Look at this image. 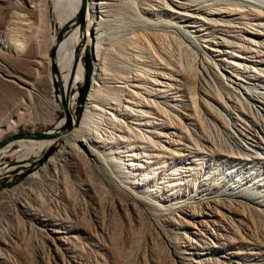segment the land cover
Instances as JSON below:
<instances>
[{
  "label": "bare ground",
  "instance_id": "bare-ground-1",
  "mask_svg": "<svg viewBox=\"0 0 264 264\" xmlns=\"http://www.w3.org/2000/svg\"><path fill=\"white\" fill-rule=\"evenodd\" d=\"M122 11L136 19V27L107 41L105 23ZM52 19L61 27L59 34L52 33ZM88 46L95 71L76 119L69 82L77 78L79 55ZM77 59L74 74L71 63ZM206 76L211 85L200 90L197 82ZM0 94V135L27 112L53 121L63 98L72 120L56 138L17 139L0 148L3 156L18 143V150L36 156L61 138L40 169L0 193V264H50V259L52 264H112L95 232L98 227L105 233L103 208H114L106 197L115 195L125 217L128 203L138 213L136 201H143L170 248L171 263L210 264L209 256L192 258L204 254L195 251H206L205 242L194 244L186 236L188 231L200 240L202 229L217 248L230 249L228 260L264 259V249L254 243L248 252L231 245L246 237L250 224L264 221V200L253 191L217 190L197 181L181 148L187 130L181 111L188 101L193 110L200 104L206 114L217 115L227 135L232 137L228 131L234 129L254 152L264 151V0H0ZM64 125L63 115L52 128ZM217 147L210 149L214 155L206 152L218 156L223 152ZM197 182L196 189H183ZM195 222L200 227L191 231ZM232 227L234 239L228 235ZM82 241L88 243L86 251Z\"/></svg>",
  "mask_w": 264,
  "mask_h": 264
},
{
  "label": "rangeland",
  "instance_id": "rangeland-1",
  "mask_svg": "<svg viewBox=\"0 0 264 264\" xmlns=\"http://www.w3.org/2000/svg\"><path fill=\"white\" fill-rule=\"evenodd\" d=\"M129 14L130 13L127 11H122V12H119L118 14H117V12L112 13V16L109 17V20L105 23L106 25L104 27V31L106 33L105 38L108 39L110 37L107 41L113 42L118 37L117 35H119V33L125 32L128 29L130 30L131 28L136 27V22H135L136 19L131 14L130 15ZM60 31H61V27L58 26L57 24H55V21L52 19V33L53 34H59ZM79 57L81 59L80 72H79L76 79L73 80V77H72V79L69 82V88H70L69 99L73 103V106H74V114L73 115H74V118H76V119L82 115V113L85 109L87 95H88V92H89V89H90V86L92 83L93 73L95 71L94 57H93V53H92V48L90 46H88L85 50H83L80 53ZM87 61H89V71L88 72L86 70ZM77 62H78V59L76 62L71 63V67L74 70V74H75ZM207 75H209V74H207ZM86 76H87V82H86ZM205 82L209 83L208 86L206 85L207 83L205 84ZM85 83H86L85 88H86L87 92L85 93V96H84L83 100L81 101V103H79L78 92L81 88H84ZM201 83H202V85L203 84L204 85L202 86ZM197 84H198L197 85L198 88L202 87V88H200V90H201L203 88L204 89L209 88L211 85V82L209 81V77H207V78L203 77V78H200L198 80ZM200 90H197V92ZM1 96L2 95L0 94V98H1ZM238 96L240 97L241 101L243 103H245L244 99L242 98L243 96H241V94H239V93H238ZM2 98H4V97L2 96ZM57 99L59 101L58 97H57ZM186 102H187V104H186L187 106L185 105V108L187 107V109H188L190 107L189 108L190 110L183 109L181 111V115H182L181 121L183 120L182 122L184 124L185 123L187 124V130L185 131L186 133L184 132L185 136H186V139H184V141H185L184 143L186 145L181 144V148H183L182 151L185 152L186 155H188L187 157L192 160L190 162L191 166L193 167V169L191 170L192 175L195 178H197L196 179L197 181L202 180L203 182L211 184L210 187H212L213 189L222 190V189H230L231 188L233 191H236V190H240L239 188H241L244 190L253 191L252 196H254V197L256 196V197H259L258 199L264 200V151L254 152L252 149V143L250 141H248L247 139H243V137L240 134H238L236 131H234V129L229 128L231 130L228 131L230 134H232V137L227 135L225 132H223L221 127L218 126L219 121H217V119H218L217 115H215L212 112H209L206 114L205 112H203L204 111L203 109H202L203 111L200 110V107H201L200 104L198 105L199 109L197 106V108H195V110H193V108L190 105H188L189 102L188 101H186ZM197 109L200 111L197 112ZM243 109H244V111H246L245 108H243ZM250 110H249V112H250ZM183 111H184V113H183ZM187 111L190 114L187 115L185 113ZM192 112H194V113H192ZM219 112L222 114L221 110ZM233 113H234V115L237 116V114H238V116H239V113L237 111H234ZM193 114H194V116L197 115L196 116L197 118L196 117L192 118L191 116H193ZM250 114H251L252 118H254L256 116L253 111L250 112ZM40 115L37 116V115H34L33 112H30V113L27 112L24 115L23 121H21L18 125L14 126L10 130H8L5 133H3L2 135H0V140L6 136H9V135L21 134V133H26V132H37V131H41L44 129H49V128L54 127L55 121L62 118L64 115L63 114V108L57 109L55 111V114H54L55 117H54L53 121H48V120L44 119L43 118L45 116L44 114H43V116L42 115L40 116ZM186 115L189 118H187ZM204 115L206 116V118ZM222 115H225V113ZM33 116L35 117V119ZM198 117H200V118H198ZM189 119L192 120L191 121L192 123H194V122H196V123L192 124ZM197 119H198V121L200 119L201 124H198L200 122H197ZM199 125L200 126L203 125V126L200 127ZM206 128L208 129V132L213 129L211 132H209V134L210 133H212V134L208 135ZM215 128H217V130ZM193 132H194V134H193ZM215 133L217 134L218 139H217V136ZM187 136H189V137H187ZM202 137H203V139L206 140V143H205V140H202ZM211 137L212 138L214 137V139H212ZM189 138L192 141L189 140ZM199 138H201V139H199ZM193 139H194V141H193ZM203 141H204V143H203ZM60 142H61V138L58 139L54 144H52L47 150H44L43 152H41L39 155H36V156L32 155V154L27 155V152H25L24 149L18 150V148L20 147V144H18V143H15V144L9 146L8 152L6 153V155L0 156V193L3 192V190L11 189V188L15 187L16 185L23 182L25 180V178L30 173L35 172L36 170L40 169L42 167V165L44 164V162H46L49 159V157L55 151H57L59 149ZM197 142H199V143H197ZM204 144H205V147H204ZM216 144L218 147L216 146ZM183 145H184V147H183ZM187 145H189V146L186 147ZM195 145L197 146L198 149L195 148ZM200 146L204 150L200 149L201 148ZM215 147H217L219 149L222 148L221 152H223V153L218 155V156L215 154V157H214L213 153H215V152L212 153L211 152L212 150H210V149H213V151H215L216 150ZM15 150H17V151H15ZM199 150H201V152ZM225 150L227 152H224ZM229 150L231 152H229ZM204 151H205V154H203ZM206 151H210L213 155L212 154L210 155L209 152H206ZM240 151H242V152H240ZM228 153H230V154H228ZM238 153H241L243 156L245 155V153H247L249 156H247V158L243 159L242 155H240ZM235 155H236V157H235ZM250 155H252V156H250ZM233 156H234V158H232ZM201 157L203 158V161H202V163H199L198 161H200ZM241 157H242V159H241ZM240 160H241V162H240ZM198 185H199V182H197V184L196 183L192 184L191 186L189 185V187H187V188L183 187V189L185 188V191L190 192V190H192L191 187L193 189H196L198 187ZM121 196L123 197V195H121ZM119 197H120V195H115V196H113L112 199H109V197H106L107 198L106 200L112 201V204L109 201L110 202L109 206L111 207V205H112L114 208L111 207L113 210L108 209V210H110L108 212H107V207L103 208V211L105 212V213L103 212L104 213L103 215L107 214L104 217L106 220L104 219L105 222L103 225L105 233H101L100 230L98 229L97 225L95 224V222H93V218L92 219L89 218V220H91L93 223V225H92L93 228L97 227L95 234L97 233L96 236L99 239V241L101 240L100 242L106 246L105 254L108 258H110L111 263L113 264L112 260L115 259L116 264H173V263L177 264V263H175V261H173V263H171V260L174 257L171 255L170 248L166 245V243H164L165 242L164 241V235L160 234L159 229L157 226L154 225L153 220L149 219L150 216L148 217V215H147L148 213L146 212L147 208L142 207L144 205L142 203L143 201H141V202L136 201L138 208L140 207L138 213L135 211H132V208L128 203L127 204L128 208L126 209V217H125L122 210H120L119 207L116 206L120 203L118 200ZM125 200L126 199L122 200V202L124 203ZM113 201H114V203H113ZM106 203H107V201H106ZM222 207H225V205H223V204L219 205V209L221 211L223 210L224 212H227L226 209H224ZM239 211L244 213V210H242V209H240ZM145 212H146V214L144 215ZM123 215L126 218V220H124L125 218L123 217ZM142 215H143V217H142ZM237 217L238 216H236L235 219H237ZM149 221L151 222V224ZM250 225H249V229H248L250 231H248L247 234L244 235L247 238L244 237L243 240L241 239L238 242H236L235 240L233 242H231V245L233 247L232 250H234V251L243 250V252H246L247 250H249L247 248H250L253 246L251 243H254V245L258 246L260 249L261 248L264 249V244H263L264 243L263 242L264 241L263 240L264 228L262 227L264 225V221L263 222L259 221V224L256 221V223L253 226L252 225L250 226ZM194 227L199 228L200 225L199 224L197 225V223L195 222L194 225L190 228V230L196 231V228H194ZM253 227L255 228V230ZM256 228H258V229H256ZM261 228H263V229H261ZM259 229H261V230H259ZM93 230H95V228ZM235 230L237 231V229H233V227H232V230L230 232H228L229 237L231 236V238H233V239H234V237H237ZM259 231H260V233H259ZM200 232H201V236H200L201 241L196 239L195 237H193L188 231L186 233V236H189V238H192L191 239L192 243L199 245L202 243V241H204L206 244L205 246H206L207 252L204 250L203 251L202 250H196L195 251L196 253H204V254L192 255V258L194 260H197L198 258H204V257L207 258L209 256L210 258L208 257L207 262L210 261L209 262L210 264H215L217 262V259L215 261L214 258H218V263H216V264H228L229 262H231L230 264H237V263H244V261L247 264H248V262H249V264H256V263L257 264H264V259L253 261L252 257H241V259L239 257H237V258L234 257L231 260H228L229 259L228 257L230 255L227 253V251L230 249H227L228 247L225 249L224 248L223 249L217 248V246H216L217 243L215 242V239L213 240V238L210 234L204 233L205 231L203 229ZM258 233L260 235L261 234L262 235L259 236ZM253 234H254V236H253ZM99 235H102V237ZM108 235H109V237H108ZM260 240L261 241L263 240V241L261 242ZM82 242H83V244L85 243L82 247H84L83 249H85V251H86V246L88 243H87V241H85V242L82 241ZM92 242L96 243L97 240H92ZM163 252L166 255H164ZM158 254L160 255V258H162V259L158 258L159 257ZM240 255H243V254H240ZM163 257H165V258H163ZM167 258L170 260L167 261ZM211 259L214 260L215 263ZM246 259H247V261H246ZM49 262H50V264L53 263V261L51 259L49 260Z\"/></svg>",
  "mask_w": 264,
  "mask_h": 264
},
{
  "label": "water",
  "instance_id": "water-1",
  "mask_svg": "<svg viewBox=\"0 0 264 264\" xmlns=\"http://www.w3.org/2000/svg\"><path fill=\"white\" fill-rule=\"evenodd\" d=\"M82 8H83V4H82ZM82 8H81V13H80V17H81L80 20H82V12H83ZM62 105L64 108L63 114L65 117L64 126H60L58 128L44 129V130L37 131V132H26V133L6 136L0 140V148L6 145L7 143L12 142L17 139L37 140V139H46V138H56L59 135L63 134L65 131H67L70 128L72 124V120H71L70 113L67 111L65 107V98L62 99Z\"/></svg>",
  "mask_w": 264,
  "mask_h": 264
},
{
  "label": "trees",
  "instance_id": "trees-1",
  "mask_svg": "<svg viewBox=\"0 0 264 264\" xmlns=\"http://www.w3.org/2000/svg\"><path fill=\"white\" fill-rule=\"evenodd\" d=\"M86 65H87L86 66L87 67L86 70L88 72L89 71V61H87ZM86 82H87V76H86ZM85 86H86V83L84 84V88H81L79 90V92H78V101H79V103H81V101L83 100V98L85 96V93L87 92Z\"/></svg>",
  "mask_w": 264,
  "mask_h": 264
}]
</instances>
